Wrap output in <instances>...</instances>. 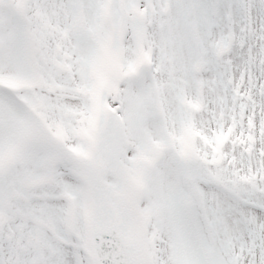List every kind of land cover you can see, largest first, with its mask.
<instances>
[{"label": "snow or ice", "instance_id": "1", "mask_svg": "<svg viewBox=\"0 0 264 264\" xmlns=\"http://www.w3.org/2000/svg\"><path fill=\"white\" fill-rule=\"evenodd\" d=\"M0 264H264V0H0Z\"/></svg>", "mask_w": 264, "mask_h": 264}]
</instances>
